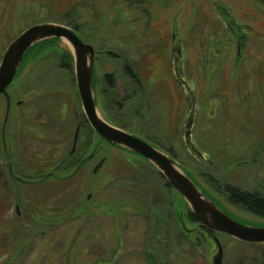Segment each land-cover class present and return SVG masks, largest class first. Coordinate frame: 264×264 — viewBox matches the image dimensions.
<instances>
[{
    "label": "rangeland",
    "instance_id": "1",
    "mask_svg": "<svg viewBox=\"0 0 264 264\" xmlns=\"http://www.w3.org/2000/svg\"><path fill=\"white\" fill-rule=\"evenodd\" d=\"M71 2L80 3L73 8L71 17L79 16L81 25L87 22L95 26L93 29L86 26L81 32L94 51L96 49L100 53L94 86L98 115L109 125L125 129L138 138L147 137V128L155 136L169 138L165 145H160L162 148L150 145L170 156L198 190L214 199L233 218L247 225L264 226V220L231 207L221 189L224 183L250 191H264V8L253 23L258 35L254 45L247 49L241 62L234 63L232 69L231 63H224L225 54H221L229 46L228 38L223 33H219V36L216 34L219 27L217 23L209 21L212 6L207 0H196L189 4L179 0L160 3L162 6L158 2L152 5L150 2L140 4L123 0H0V59L16 36L33 23L44 21L59 24L62 3ZM176 4L183 6V11L178 21L173 23ZM142 5L147 7L148 14L146 9L142 11ZM6 15L7 26L3 23ZM105 18L108 20L102 28L104 33L101 37H98V33L89 37L92 30L98 31L96 28ZM119 18L121 20L117 21ZM113 21L118 22V28L109 34L107 28ZM172 32L177 34V41L184 48L181 66L184 79L196 93V117L192 130L197 140L201 141L198 149L210 159L218 150L227 151L232 161L227 170L218 171L215 166L206 172L207 168L192 159L184 148L181 128L187 120L189 109L183 90L171 74ZM207 39L211 40V44H204ZM66 43L60 40L55 48L48 50L50 57L45 62L47 66L38 65L36 60L30 67L31 71L29 68L19 77L18 87L27 85L26 79L32 74L39 79L38 83H45L40 88L21 86L27 90L21 91L18 98L26 105L34 96L35 126L39 131L35 129V133L30 132L29 135L0 134V264H64L62 257H52L51 252L67 245V241L77 239L81 250L76 256V264H94L97 255L106 260L102 264H149L146 247L150 237L153 239L150 243H154L150 245V251L156 260L159 258V264H212L216 244L204 235L190 233L196 223L188 219L190 209L184 198L174 189H164V178L157 175L158 170L147 160L123 148L111 147L100 137L90 135L94 144L87 149L86 156L92 152L95 156L88 160L73 180L46 183H42V180L37 185H26L19 180H39L41 175L36 176L40 168L44 164L52 166L62 158L71 147L77 125L86 124L77 94L74 66L72 64L71 68L62 69L59 65L65 62L59 63L57 60L58 54L71 53ZM48 51L42 53L41 58ZM124 58L133 68H138L139 64L145 67V71L141 72L145 85L141 95L147 92L146 98H137V84L129 85L125 79ZM40 63H44L42 59ZM104 73H111L116 78L114 93L101 81ZM31 83L36 84L31 81L29 85ZM141 100H146L145 107L139 106ZM1 104L0 122L4 120V130L7 120L5 102ZM20 114V109H14L13 118ZM12 122L11 127L14 125ZM79 133L82 139L90 137L87 136L90 134L88 125L83 126ZM82 141L86 143V139ZM103 159L104 164L95 171ZM211 162L214 163L213 160ZM223 167L227 168L226 165ZM138 171H142V177L149 180L147 186H150L149 192L154 196L153 210L157 213L149 218L146 213H140L145 212L143 209L132 206L120 183L124 178L130 180L126 186L133 192L129 194L130 197H138L137 203L145 206L148 189L139 185L132 176ZM208 172L218 182L216 186L220 187L207 183V179L211 178ZM112 176L113 180L107 182ZM96 184L99 185L95 187ZM21 185L26 188L20 195L22 200L16 190ZM116 196H120L123 202L118 214L106 213L107 208L101 205L111 202ZM82 198L94 208L92 220L81 218L60 226H47L38 236L30 237L34 226L25 213L24 202L28 200L32 202L31 206L33 202L45 206L64 200L70 206ZM116 235L120 240L118 247L114 242ZM215 237L225 249V264H253L251 257L254 255L255 258L256 253L258 256L255 259L260 261L259 264H264V244L251 248L241 241H231L220 235ZM19 246L22 249L16 255ZM11 257L14 259L12 262L9 260ZM56 259L60 262L55 263Z\"/></svg>",
    "mask_w": 264,
    "mask_h": 264
},
{
    "label": "water",
    "instance_id": "2",
    "mask_svg": "<svg viewBox=\"0 0 264 264\" xmlns=\"http://www.w3.org/2000/svg\"><path fill=\"white\" fill-rule=\"evenodd\" d=\"M49 39L66 41L73 56V66L76 81L77 94L79 95L86 122L92 130L107 144L123 148L151 163L161 175L166 184L177 191L189 206L191 215L203 225L202 228L224 233L236 240L264 244V228L246 226L227 216L214 203L200 191L193 181L184 173L181 167L168 155L156 149L148 142L126 131L120 130L106 123L96 110L95 99L92 90V71L94 64V48L84 43L77 33L66 25L54 23L38 24L28 28L19 37L13 40L3 54L0 62V94L6 95V88L11 84L15 73L26 52L36 43ZM173 39V38H172ZM174 40V39H173ZM182 57V50L179 51ZM178 65V64H177ZM176 79L188 105L187 120H185L181 134L183 136L188 117L194 119L196 99L195 91H192L181 72V62ZM6 117L9 110V101ZM188 128L192 127V122ZM78 136V129L74 135V147ZM189 136V134H188ZM190 137V136H189ZM188 138V137H187ZM190 142V141H189ZM192 144V142H190ZM194 146V144L192 145ZM72 147V152L75 148ZM99 163L95 171L102 165ZM196 231V230H194ZM217 251L211 257L212 264H223V248L220 241L213 236Z\"/></svg>",
    "mask_w": 264,
    "mask_h": 264
},
{
    "label": "flooded vegetation",
    "instance_id": "3",
    "mask_svg": "<svg viewBox=\"0 0 264 264\" xmlns=\"http://www.w3.org/2000/svg\"><path fill=\"white\" fill-rule=\"evenodd\" d=\"M16 1L20 2V0H7V2H16ZM39 1H41V0H39ZM82 1L83 2H85V1L86 2H91L93 0H82ZM108 1H110V0H108ZM123 1L124 2H140V4L141 3H145V2H151L152 5L155 2H158V4L160 6H162L161 4H165L166 2H179V0H123ZM207 1L211 2V6H212L211 15L208 14L210 20L209 19L208 20L212 21L214 23H217L219 25V33L225 34V36H227V38H228L227 45H229V46H226L223 49L224 53H221V54H225V56H223L224 57L223 58L224 59V63L225 64L226 63H228V64L231 63V68L233 69V67L235 66L234 63L236 61H240V62L242 61L241 58L245 55V53L247 52V49L250 46L254 45V42H255V40L258 37V35L256 34V30H255V27H254L253 23L255 22V19L257 20L256 16H258L259 12L262 10V8H264V0H207ZM182 2H188V4H189V2H196V0H182ZM233 2H234V4H233ZM249 3H251V4H249ZM78 5H80V3H78ZM248 5H250V7H247ZM142 6H143L142 7V11L144 12L145 11L144 9H146V13H147V7L145 5H142ZM173 6H171V8ZM174 7H177V9H176V12H175V19H173L172 22L176 23L178 21V19L180 18L181 12L183 11V6L179 7L176 4ZM248 12H251V14L248 13ZM7 15L5 16L4 21H3V23H5V26H7L6 25V22H7L6 18H8ZM1 17L2 16H0V21H2ZM120 18L117 21H120L121 20ZM250 18L254 19V21H252V19L249 20ZM107 20L105 18V20H103L102 24H100V26L98 28H96L98 31L92 30V32H90L88 34V36L90 37L92 34L98 33V37H101V34L104 33V30L102 28H103L104 24L107 22ZM46 23H48V22H44V21L35 22L32 25H30L29 27H27L26 29H24L23 31H21L16 36V38L19 37L28 28H30V27H32L34 25L46 24ZM59 25H63V24L59 23ZM90 27L93 29V27H95V26H94V24H91ZM108 27H110V28H107V26L105 27V28L108 29L107 33H109V34L112 33L113 34L115 29L118 28V22H116V21L114 22L113 21V23H110V25H108ZM83 28H84L83 25H81V29L78 32H76V33L80 37V39L84 43L87 44V41L83 37L82 32H81V30H83ZM172 29H173V26H172ZM170 39L172 41L171 42L172 43L171 44V48H170L171 49L170 50V55H171V58H170L171 74H172V76L174 78V81L177 83L176 79H178V77H176L175 72L178 71V67L177 66L179 65V62H181V66H182V57H183V53H184V48H183V45L180 42L178 43L177 34L175 32H172ZM208 41H209L208 45L211 44V40L208 39ZM216 41H217V39H216ZM216 41H214V42H216ZM45 42H46V40L36 43L24 55L25 57H23L20 65H19V67H18V69H17V71L15 73L13 81L6 88V95H7L8 98H6V96L4 94H0V113L2 111L1 110L2 109L1 102H3V101L5 102V109L6 110H5L4 113H6L7 107H8L7 100L9 101V110H8L7 120H6V124H5L4 130H3L4 120H3V122H0V134L1 135L5 134V136H6L9 133L28 134L30 132L32 134V133H35L34 132L35 129H36V132L39 131V130H37V128L35 126V108L36 107L34 105L35 104V101H34V98H33L34 96H32V98H31L32 101H29L26 105H24L25 102H23L22 100H19L18 98L21 96L20 95L21 91L27 90V89L22 88L23 86H26L25 88H27L28 86H33V87L36 86V87L40 88L43 85L45 86V83H43V84H41V82L38 83L39 79L33 77V74L32 75L29 74L32 77L28 76V78L26 79L27 85L26 84H24V85L22 84L21 85L22 87L20 86L21 87L20 88V87H18V83H19V77L22 76L23 73L25 71H27L32 66V63L37 60L36 58L38 57V55H41L42 53L43 54L45 53V49L40 50V48H39ZM225 42H223V44H225ZM180 49L182 50V57H179ZM99 54H100L99 50L95 49L94 64H93V71H92V90H93V94L92 95H94V99H95V95H96L95 94V89H94V86H95V83H96V73H95V71H96V63H97V60L99 58ZM109 54H110V52H109ZM110 56L111 55H109V57ZM2 58H3V55H2ZM2 58L0 59V62H1ZM143 60H144V58H143ZM183 61H184V59H183ZM42 62H44V63L38 62V65H41V64H43V66L46 65L45 64L46 60H44ZM123 65H124V68H125L123 70V74L125 76V79L128 80V82H129L128 84L129 85L131 83L132 84H137L136 87H137L138 91H137L136 96H137V98L139 97V99H141L143 97L141 95L142 88L144 87V89H145V85L142 82L143 78L141 76V72L145 71V67L144 66H140V64H139L138 68H133V66L130 63H128L125 58L123 59ZM180 69H182V68L180 67ZM29 70L31 71V68ZM181 72L183 74V70H181ZM108 74L109 73L102 74V78H101L102 80L101 81L105 84V86H107V85H106V81H105L104 77L106 75H108ZM132 76L135 78V80L132 79ZM31 81H34V83H36V84H32L31 83L29 85V82H31ZM20 83H24V82H20ZM107 89H108V86H107ZM114 89H111V90L113 91ZM113 93H114V91H113ZM141 101H142L141 103L139 101V106L145 107L146 100H145V102L143 100H141ZM13 103L15 104V106L13 105ZM16 108L20 109L22 111V115L20 114L19 116H15L13 118V112H14V109H16ZM137 113H138V110H136V115H137ZM16 117H17V119H15ZM195 117L196 116L194 114V118ZM18 118H20V120H18ZM8 119H9V123H8ZM194 120L195 119H193L191 117H188V121L185 124V130H184L183 138H182L183 145H184L185 150L189 154V156H191L192 159H195L197 162H199L200 165H204L207 168L206 170L208 171V170H211V168H214V167H211L213 165L212 162H211L212 159H210L206 153L203 154L204 152H201L198 149V148H200V146H199L200 143L198 142L196 136L193 133L194 129L192 130V127L190 129L188 128V126H190L189 124L191 122H192V126L194 125V122H195ZM12 121H14L13 127L10 126L11 123L13 124ZM85 123H86L85 125L83 123L82 126L77 125V127H76L78 129V136H77V140H76V143H75V147H74V137H73L72 144H71V152H72V149H73L72 147L75 148L74 152H76L79 148H82V144L84 143V141H82V140L86 139V141H87V137L85 139H82V138H80V133H79L81 131V128L83 126L87 127V125H88V130L89 129L92 130V127H90V125L86 121H85ZM12 129H13V131H12ZM123 130H125V129H123ZM126 132H128V131H126ZM128 133H130V132H128ZM186 133L187 134H191L192 139L194 141V144L196 146L195 147L196 151H192L193 149L191 147L189 139H186V140L184 139ZM147 134H148L147 137H140V138L143 139L144 141L148 142L149 144H155L157 147L162 148L161 146H159V144H156L158 140L160 141L159 136H157V135L155 136V134H153L152 132L147 133ZM74 135H75V133H74ZM93 135H95L96 137H99L94 131L92 133V136ZM93 144H94L93 143V139H91V145H93ZM110 146L114 147V148H118V146H115V145H110ZM189 150H191V152ZM94 154L95 153L92 152L91 154H89L88 157L90 159H92L93 156H95ZM101 161H104V159L101 160ZM102 164H104V162ZM49 176H54V174L51 173V174H49ZM19 180L24 182V183H26V184H36V183H40L42 181L40 179L39 180H31V179L30 180H25V179L22 180L20 178H19ZM256 194H259V195H261L264 198V192H262V191L261 192H256ZM225 196H226V200H227L229 196H227V195H225ZM206 197L209 199V201L211 200L214 203V205L218 209H220L223 213H225L227 216H229L230 218L234 219L237 222H240L237 219L233 218L228 212H226L218 203L215 202L214 199L210 198L209 196H206ZM227 203L231 207L238 208L241 211H244L248 215H250L249 212H247V210L245 208H243L242 206L234 205L231 202H229L228 200H227ZM250 216H252V215H250ZM255 218H257V217H255ZM242 224H244V223H242ZM244 225L251 226V227L253 226V225H249V224L248 225L244 224ZM202 227H203V225H201L200 222L196 221V226L193 229L190 230V231H192L190 233H197V234H200V235H204L211 241L214 240L213 236H216V235L217 236L220 235V236L226 237L227 239H229L231 241L232 240H236V239H234V238H232V237H230V236H228V235H226L224 233L221 234L219 232H215L213 230H208V229H205V228H202ZM253 227L264 228V226H253ZM194 230H196V231H194ZM237 241H239V240H237ZM241 242L247 244L246 246L247 247H251V248H253V246L258 248L257 246H261L262 245V244H254V243H248V242H243V241H241ZM222 248H223V244H222ZM225 254H226V252H225V249L223 248V264H225ZM253 256L254 255H252V257H251V259L254 260L253 264H256V263L259 264L258 262H260V261H257L255 259L258 256V253L255 254V258H253ZM112 258H114V256H112ZM111 263H112V261H111Z\"/></svg>",
    "mask_w": 264,
    "mask_h": 264
},
{
    "label": "trees",
    "instance_id": "4",
    "mask_svg": "<svg viewBox=\"0 0 264 264\" xmlns=\"http://www.w3.org/2000/svg\"><path fill=\"white\" fill-rule=\"evenodd\" d=\"M77 3H79V2H77ZM77 3H75V2L74 3L71 2L70 4H65V3L63 4L62 3L63 12L59 16V17H61L60 23H62L63 25H66L67 27L71 28L75 32H78L81 29V24L79 23L81 21L80 20L81 18L79 16H78V18L75 16L71 17V12L73 11V8L75 7V5H78ZM60 7H61V5H60ZM66 9H67V11H65ZM57 10L59 11L58 8H57ZM64 11H65V13H64ZM147 14H148V12H147ZM89 24L90 23L86 22L82 25H83V27H86V26L90 27L91 24L90 25ZM218 27H219V25H218ZM202 34H203V31L201 28V37H202ZM204 34H206V32ZM216 34L217 35L219 34V28L216 30ZM203 37H205V36H203ZM214 37H216V36H214ZM58 41H60V40H56V39L46 40V42L43 45H41L39 48H40V50L45 49V52H46L48 50H51L52 48H55L58 45ZM208 43H209V41L207 39L204 44L208 45ZM49 53L50 52L48 51L46 56H43L42 58L40 55H38V57L36 59L38 60V62H40L41 59H42V61L47 60V59L49 60V57H50ZM65 54L66 55L60 53V54H58V57H57V60L59 61V63L65 62V64L60 63V65H59V67L62 69H64V67L65 68H71V65L73 64L72 54L70 52H67V53L65 52ZM110 54H112V53L110 52ZM146 66H148V65L146 64ZM104 79L106 81V85L108 86V89L111 90V89L116 88L115 86H117V81H116V78L114 77V75L109 73L108 75H106L104 77ZM132 79L135 80V78L133 76H132ZM144 90L145 89L143 87L142 91H144ZM146 93L147 92H144L145 96L143 95V97H142L143 99H144V97L146 98V95H147ZM263 95H264V93H263ZM148 103H149V100H148ZM75 121H77V120H75ZM89 132H90V134H88L87 136H90V135L92 136L93 131L89 129ZM145 132H146V135H148L147 133H150L151 131L148 130V128H147V130L145 129ZM91 136L87 138L86 143L82 144V148H79L76 152L71 154V147H69L64 152V155L62 156V158H60L55 164H52V166L50 164L49 165L44 164L42 166V168H40V171L37 174V176L36 175L35 176L38 177L41 175L38 178L43 180V182L41 181L42 183H46V182L52 181V180L53 181L55 180L58 182L73 180V178H75L76 174H78L79 171L86 166V163L88 162V160H90V158L88 157L89 155L86 156V152L88 151L87 149H89V147L91 145ZM159 139H160V141L158 140L156 143V144H159V146L161 144L165 145L169 141V138L168 139H166V138L162 139L159 137ZM198 142L201 144V141H199V139H198ZM125 151H127V150H125ZM127 152H129V151H127ZM129 153L134 154L132 152H129ZM212 156H214V157H212V160L214 162L213 164H214V166H216L218 171L225 170V169L227 170L228 167L231 166L232 161H231L230 157L228 156L227 151L218 150ZM224 161L227 163V164L225 163L227 168L223 167V166H225ZM22 172H24V171L22 170ZM206 172H207V170H206ZM51 173H53L54 176H49V174H51ZM135 173L136 174L133 173L132 176L135 177L138 184L143 185V187L145 189L146 188L148 189L147 195H146L145 206L143 205L141 207L139 202L137 203L136 199H138V197H130V195L133 192L129 191L128 187H126L128 185L127 183H129L130 180H127L126 178H124L122 181H120V183H121V185H123V188L125 189L124 193L128 194L127 195L129 197L128 200H130V202H132V206L136 207V208L138 207V210L143 209L145 212H140V213H146L145 215H147V217L149 218L153 215H156L155 213H157V211L153 210V197L154 196L151 195V192H149L150 186H147L148 183H150V182H149V180H146V179H144V177H142L144 175L142 171H140V172L138 171ZM157 173H158V171H157ZM157 175H159V173ZM208 175L211 177V174L209 172H208ZM113 178H114V176L110 177L107 182L112 181ZM41 182L36 183V185L41 184ZM207 183L211 184V185L213 184L214 186H216L218 182L215 181V178L213 179L211 177L210 179H207ZM14 185H16V184H14ZM26 185H28V184H26ZM98 185L99 184H96L95 187H97ZM221 186H222L221 189H222L223 193L225 195L229 196L227 199L229 202H231L234 205L242 206L243 208H245L247 210V212H249L250 215H252L254 217H257V218L262 219V220L264 219V198L261 195L256 194V192H261L262 190L250 191V190L242 189V187H239V186H231L228 184L225 185L224 183ZM14 187H16V186H14ZM115 187L119 188L121 186H115ZM163 187L165 190L171 189L168 185H166V183H163ZM216 187H220V186L218 185ZM154 188L156 189V187H154ZM25 189L26 188L23 185H21L19 187L17 186L16 190H17V193L19 194V196L24 193ZM63 191L64 190L61 191V194ZM262 192H264V191H262ZM59 197H60V194H58V198ZM19 199L22 200L23 199L22 196H20ZM31 203L32 202H30V201L28 202V200H27L26 202H24V205H23V208L26 211L25 213H27V216L29 217L30 222L34 226V229L31 230V232L29 234L30 237L38 236L39 232L42 230V228L47 227V226H51V227L52 226L53 227L60 226V225L66 224L68 222H74L75 220L81 219V218H86V219L90 218L92 220V218L94 217V213H93L94 208H92L90 203L84 198L76 201L75 203H73L70 206H68V202H64V200L60 201V203H58V204L57 203L54 204V202H53V205L46 204L45 206H38L35 202H33L35 205L33 204L31 206ZM122 205H123V202H122L121 197L116 196L112 199L111 202H109V203L105 202V204L101 205V207L104 206L105 208H107L106 213L111 214L113 212V214L115 215V214H118L117 213L118 208ZM31 207H34V208H31ZM188 219H189V221H191L193 223H196V221H197L196 218L193 215H191V212L188 214ZM159 237L160 236H158V238ZM153 238H156V236H153ZM115 239L116 240H114V242H116L117 247H118V243L120 241L119 236L116 235ZM28 240H27V242H28ZM152 240L153 239L151 237L148 240V245L146 247L147 248L146 251L148 252V254L146 255V258L150 262L149 264H159V262H160L159 258L157 257V260H156L155 255L154 254L152 255V252L150 251V249L152 248V246H150V245L154 244V243H150V241H152ZM160 241H162L161 238H160ZM67 242H68V244L65 245L64 247L59 248V249H53V251L51 252V256L55 257V258L57 257V255L62 257L61 259L63 260L62 262L64 264H76V256H78V252H80V250H81V246H80L81 244H79L80 241H78V239H77V241L69 240ZM21 249L22 248H20V246L16 249V252H17L16 255L19 254L18 252ZM102 257L103 256L97 255V259H96L97 261H95L94 264H102V263L106 262V260H104ZM9 260L12 262L14 259L11 257ZM83 261L85 262L86 260H82V262ZM54 262L57 263V262H60V260L56 259V260H54ZM12 263H10V264H12Z\"/></svg>",
    "mask_w": 264,
    "mask_h": 264
},
{
    "label": "bare ground",
    "instance_id": "5",
    "mask_svg": "<svg viewBox=\"0 0 264 264\" xmlns=\"http://www.w3.org/2000/svg\"><path fill=\"white\" fill-rule=\"evenodd\" d=\"M191 90H192V89H191ZM192 91H193V90H192ZM96 110H97V108H96ZM189 136H190V137H189ZM189 136H188V134L186 133L184 139H185V140H186V139H189V141L192 142V144L190 143V144H191V147H192V149H193L192 151H196V148H195L196 146H195V144H194V141H193V139H192L191 134H189ZM187 137H188V138H187ZM182 138H183V136H182ZM193 144H194V146H192ZM189 151L191 152V150H189ZM150 164H151V163H150ZM212 164H213V163H212ZM211 167H212V166H211ZM213 167H215L214 164H213ZM158 173H159V171H158ZM159 174H160V173H159ZM160 176H161V175H160ZM190 179H191V178H190ZM191 180H192V179H191ZM193 183H194V182H193Z\"/></svg>",
    "mask_w": 264,
    "mask_h": 264
}]
</instances>
